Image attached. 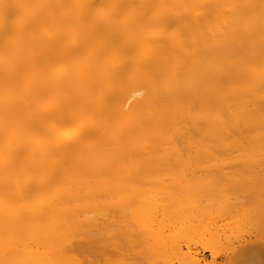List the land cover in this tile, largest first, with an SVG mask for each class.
<instances>
[{"label":"bare ground","instance_id":"bare-ground-1","mask_svg":"<svg viewBox=\"0 0 264 264\" xmlns=\"http://www.w3.org/2000/svg\"><path fill=\"white\" fill-rule=\"evenodd\" d=\"M258 171L264 0H0V264H264Z\"/></svg>","mask_w":264,"mask_h":264},{"label":"rangeland","instance_id":"rangeland-1","mask_svg":"<svg viewBox=\"0 0 264 264\" xmlns=\"http://www.w3.org/2000/svg\"><path fill=\"white\" fill-rule=\"evenodd\" d=\"M264 172H261V171H258L256 172V174H261L263 175ZM239 192V191H237ZM240 193V192H239ZM240 195V194H239ZM261 215L263 216L262 212H261ZM261 215L259 214L258 216L261 217ZM258 216H256V218L254 219L253 222H251L250 224H246L244 226H241L240 228L238 229H235L236 231H232L230 235V244L229 246H225V248H223V246H215V250L214 252L216 251V253L218 254V258H217V262L218 263H222L223 262V258H224V254H230L229 252L233 251V250H230L232 249L233 247L237 246L238 243L240 244V242L244 243V242H249V241H253V240H256L257 242H264V219H261V218H264V217H261V218H257ZM129 218H127L126 216L124 217V223H128V220ZM259 219V220H258ZM210 221V220H209ZM258 221V222H256ZM207 222V221H206ZM209 222H207L208 224ZM212 223V222H211ZM263 223V224H262ZM254 224V225H253ZM263 226H262V225ZM253 225V226H252ZM261 227H260V226ZM256 230V231H255ZM236 232V233H235ZM237 235V236H236ZM233 241V242H232ZM124 242V253L122 254L121 256V261L122 262H135V264H152V260H153V257L151 256V254L149 252H144L142 255H140L139 257L137 258H133L131 256H134V255H130V250H131V247L128 246V243L126 242V240L123 241ZM235 243V244H234ZM195 251L198 253V256L203 258V261L204 262H208L210 260V256H209V252L206 250H204L205 248H203V246L199 245V244H194V245H191ZM233 246V247H232ZM231 247V248H230ZM88 251V250H86ZM81 251H79L80 253ZM85 252V250L83 251V253ZM77 252V254H79ZM90 253V252H89ZM64 255V254H63ZM86 256V252L84 254ZM78 257H80L81 259L83 258L82 257V253L77 255ZM90 256V255H89ZM68 257V256H67ZM87 257V256H86ZM117 257V256H116ZM65 258V257H64ZM77 259V258H76ZM79 259V258H78ZM72 260H75V259H72ZM84 260L85 257H84ZM83 260V261H84ZM159 260V258L157 259ZM62 261V259H61ZM103 261H105L102 257L99 259V263H103ZM108 261H109V264H117L115 263L116 261V258L114 256H111L108 258ZM261 261L264 262V256H262L261 258ZM65 264L66 263V260H64ZM72 262V261H71ZM62 263V262H61Z\"/></svg>","mask_w":264,"mask_h":264}]
</instances>
